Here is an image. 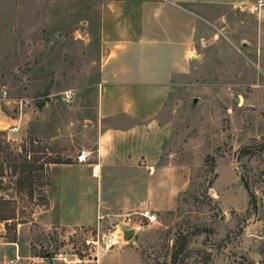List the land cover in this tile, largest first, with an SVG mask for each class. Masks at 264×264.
Listing matches in <instances>:
<instances>
[{
  "label": "rangeland",
  "instance_id": "obj_1",
  "mask_svg": "<svg viewBox=\"0 0 264 264\" xmlns=\"http://www.w3.org/2000/svg\"><path fill=\"white\" fill-rule=\"evenodd\" d=\"M125 1L0 0V98L20 123L0 130V245L17 243L18 264H264V6L256 0L207 7L166 101L174 127L166 153L190 165L175 206L153 211V222L138 214L100 227L41 226L45 161H74L93 143L110 12Z\"/></svg>",
  "mask_w": 264,
  "mask_h": 264
},
{
  "label": "crops",
  "instance_id": "obj_2",
  "mask_svg": "<svg viewBox=\"0 0 264 264\" xmlns=\"http://www.w3.org/2000/svg\"><path fill=\"white\" fill-rule=\"evenodd\" d=\"M249 2L126 0L123 10L116 5L110 12L114 26L101 65L97 115L89 125L95 132L86 147L91 158L49 166V204L41 226L122 224L129 214L132 220L146 209L161 212L175 206L188 188L190 165L166 153L174 137L173 124L163 116L166 101L177 77L188 69L207 7ZM6 104L0 98V130L17 132L18 117ZM3 230L0 222V234ZM16 244L0 245V263L10 257L9 264Z\"/></svg>",
  "mask_w": 264,
  "mask_h": 264
},
{
  "label": "built area",
  "instance_id": "obj_3",
  "mask_svg": "<svg viewBox=\"0 0 264 264\" xmlns=\"http://www.w3.org/2000/svg\"><path fill=\"white\" fill-rule=\"evenodd\" d=\"M256 5L257 7H262L264 6V0H256ZM202 44H205V41L203 40L202 41ZM13 130H17L18 127H13L12 128ZM91 155H92V151L88 150L87 148H83L79 151L78 155H77V160L81 163H86V162H89L90 158H91ZM139 214L145 218H147V220L149 222H153V221H156L157 220V214L154 213L152 210L150 209H146V210H143L141 212H139ZM126 221L130 222L131 221V218H130V214L128 215ZM127 228H137L136 224L132 225V226H129ZM21 256L19 254V252H16L15 255L10 259L9 261V264H18L19 263V260H20Z\"/></svg>",
  "mask_w": 264,
  "mask_h": 264
},
{
  "label": "trees",
  "instance_id": "obj_4",
  "mask_svg": "<svg viewBox=\"0 0 264 264\" xmlns=\"http://www.w3.org/2000/svg\"><path fill=\"white\" fill-rule=\"evenodd\" d=\"M1 132V131H0ZM70 162H72V160L71 159H63V157H61V155H59V156H57V157H52L51 159H49V160H47V161H45V163L44 164H47V166H48V168H49V166L51 165V164H54V163H70ZM44 164L43 165H41V167H39V168H43V166H44ZM24 167H30V166H24ZM49 185V184H48ZM11 218H14V217H11ZM4 219H7V218H4Z\"/></svg>",
  "mask_w": 264,
  "mask_h": 264
},
{
  "label": "water",
  "instance_id": "obj_5",
  "mask_svg": "<svg viewBox=\"0 0 264 264\" xmlns=\"http://www.w3.org/2000/svg\"><path fill=\"white\" fill-rule=\"evenodd\" d=\"M237 101H239V98H237ZM136 233V229L135 228H125L124 229V238L126 240L132 238Z\"/></svg>",
  "mask_w": 264,
  "mask_h": 264
}]
</instances>
